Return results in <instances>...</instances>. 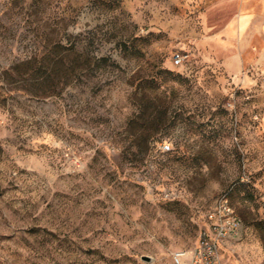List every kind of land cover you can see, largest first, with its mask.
Returning <instances> with one entry per match:
<instances>
[{
  "label": "rangeland",
  "instance_id": "374dc122",
  "mask_svg": "<svg viewBox=\"0 0 264 264\" xmlns=\"http://www.w3.org/2000/svg\"><path fill=\"white\" fill-rule=\"evenodd\" d=\"M217 1L0 0V264H174L225 193L220 264H264V71Z\"/></svg>",
  "mask_w": 264,
  "mask_h": 264
},
{
  "label": "crops",
  "instance_id": "0c3cea01",
  "mask_svg": "<svg viewBox=\"0 0 264 264\" xmlns=\"http://www.w3.org/2000/svg\"><path fill=\"white\" fill-rule=\"evenodd\" d=\"M248 8L247 0H218L211 7L214 41L228 44L236 37L237 50L222 60L233 75L243 70L248 53L253 56L250 66L264 71V11Z\"/></svg>",
  "mask_w": 264,
  "mask_h": 264
},
{
  "label": "built area",
  "instance_id": "2783aa9c",
  "mask_svg": "<svg viewBox=\"0 0 264 264\" xmlns=\"http://www.w3.org/2000/svg\"><path fill=\"white\" fill-rule=\"evenodd\" d=\"M189 61L188 54L176 53L174 56L176 66H185ZM161 147L164 152L172 149L168 143ZM210 219L212 223L209 232L201 237L193 250L176 251L173 255L174 264H220L219 254L223 242L239 237L242 229V220L236 215L228 193L221 196Z\"/></svg>",
  "mask_w": 264,
  "mask_h": 264
},
{
  "label": "water",
  "instance_id": "95a60500",
  "mask_svg": "<svg viewBox=\"0 0 264 264\" xmlns=\"http://www.w3.org/2000/svg\"><path fill=\"white\" fill-rule=\"evenodd\" d=\"M144 259H149L148 257H145Z\"/></svg>",
  "mask_w": 264,
  "mask_h": 264
}]
</instances>
